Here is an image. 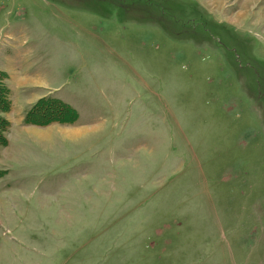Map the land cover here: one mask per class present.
Segmentation results:
<instances>
[{
    "label": "rangeland",
    "instance_id": "1",
    "mask_svg": "<svg viewBox=\"0 0 264 264\" xmlns=\"http://www.w3.org/2000/svg\"><path fill=\"white\" fill-rule=\"evenodd\" d=\"M0 71V264H264V0H0Z\"/></svg>",
    "mask_w": 264,
    "mask_h": 264
},
{
    "label": "trees",
    "instance_id": "2",
    "mask_svg": "<svg viewBox=\"0 0 264 264\" xmlns=\"http://www.w3.org/2000/svg\"><path fill=\"white\" fill-rule=\"evenodd\" d=\"M0 110L2 112L6 111L10 106V99L8 97V86L4 82V78L6 74L3 71H0ZM44 100V99H43ZM44 106L39 107V111L43 112H34L35 108H30L25 115L26 123H35L38 122V119L41 117H47L46 119L51 121H64V122H72L78 118V111L75 107H73L68 102L55 97H50L46 101H43ZM67 113L71 115V117L67 116ZM6 141V138H2L0 144H3Z\"/></svg>",
    "mask_w": 264,
    "mask_h": 264
},
{
    "label": "crops",
    "instance_id": "3",
    "mask_svg": "<svg viewBox=\"0 0 264 264\" xmlns=\"http://www.w3.org/2000/svg\"><path fill=\"white\" fill-rule=\"evenodd\" d=\"M75 107V106H74Z\"/></svg>",
    "mask_w": 264,
    "mask_h": 264
}]
</instances>
